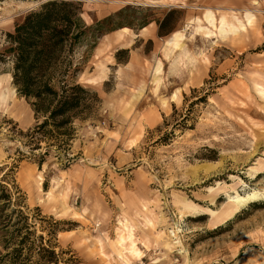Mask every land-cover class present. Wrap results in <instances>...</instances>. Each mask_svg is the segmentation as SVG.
<instances>
[{
	"label": "rangeland",
	"instance_id": "rangeland-1",
	"mask_svg": "<svg viewBox=\"0 0 264 264\" xmlns=\"http://www.w3.org/2000/svg\"><path fill=\"white\" fill-rule=\"evenodd\" d=\"M42 1L0 0V50ZM80 1L86 23L128 25L117 42L106 33L77 48L76 80L99 101L73 122L68 148L53 147L41 165L45 143L25 144L34 112L0 63V189L11 194L9 205L0 199V256L20 208L75 264H264V0ZM206 7L236 32L220 37L202 21ZM169 12L170 32L159 35ZM198 19L210 33L196 31ZM179 29L181 47L164 57L162 42ZM99 62L106 76L92 81ZM233 189L260 196L214 227L210 213Z\"/></svg>",
	"mask_w": 264,
	"mask_h": 264
},
{
	"label": "trees",
	"instance_id": "trees-1",
	"mask_svg": "<svg viewBox=\"0 0 264 264\" xmlns=\"http://www.w3.org/2000/svg\"><path fill=\"white\" fill-rule=\"evenodd\" d=\"M82 6L80 0L44 1L6 33V45L0 50V63L11 64L12 84L36 118L35 126L25 134V144L38 149L45 143V151L37 155L40 165L53 147L68 148L74 136L73 122L84 119L99 101L95 92L76 80L79 65L74 64L73 56L77 48L85 44L91 49L100 36L128 25L114 21V16L86 23ZM171 13L158 22L159 35L170 32L166 24ZM0 199L5 205L11 202L5 186H1ZM11 213L18 219L5 223L10 237L3 244L7 251L0 256L2 264H75L73 253L56 252L50 239L35 235L22 209H12ZM9 225L12 231H8Z\"/></svg>",
	"mask_w": 264,
	"mask_h": 264
},
{
	"label": "bare ground",
	"instance_id": "bare-ground-1",
	"mask_svg": "<svg viewBox=\"0 0 264 264\" xmlns=\"http://www.w3.org/2000/svg\"><path fill=\"white\" fill-rule=\"evenodd\" d=\"M244 17H245V20H246L247 23L251 22L252 15H251L250 12H246ZM202 21L207 22L210 25H215L216 24V29H217L218 34L220 35V37L225 36L228 32L234 33V32H236V29L238 28V24L236 25L232 21L226 20V17L223 14H221L219 16H216L215 13L212 12L211 10H205V12L203 13ZM196 23L199 25L198 27H196V31L199 30V31H201L202 33H205V34L210 33L209 31H203V26L200 25L201 22H200L199 19L196 20ZM125 32H126V28H120V29L114 31L113 41L117 42V41L121 40L123 38V35L125 34ZM183 36H184V30L183 29L175 30L174 32L171 33V35L168 38H166L162 42L161 49H162V54H163L164 57L170 55L176 48H180L181 47L180 43H181V40H182ZM98 51L99 50H97V52ZM181 56H186V53H183ZM178 59H179V56H177V58L172 61L171 66H170L171 69L176 66V63H177ZM159 63L160 62H158L157 66L155 67L156 70L159 68L158 67ZM97 68L98 69H97V72H96V76L91 78L92 81L102 80L106 76L108 68L105 67L104 63L102 64V63L99 62L97 64ZM155 79H156V77H155ZM259 196H260V193H258L256 191L247 193L246 195H241L237 191L234 190V195L233 196H229V197L227 196L228 201L226 203H224V205L222 206L221 209H219V210L216 209V211L212 210V212L210 213L212 224L214 225V227H216L218 225L221 226V224L224 221H226L227 219L231 218L239 210V208L241 206H243L244 204H246L249 201L257 199V197H259ZM194 212H195V210H194ZM174 224H175L176 230L179 231L178 224H177L176 220H175ZM124 228H126V227H124ZM183 252L185 253L186 256H188L189 252L187 251V249L185 247H183ZM132 253H134V252H132Z\"/></svg>",
	"mask_w": 264,
	"mask_h": 264
},
{
	"label": "crops",
	"instance_id": "crops-1",
	"mask_svg": "<svg viewBox=\"0 0 264 264\" xmlns=\"http://www.w3.org/2000/svg\"><path fill=\"white\" fill-rule=\"evenodd\" d=\"M207 8V10H211L212 12H214L215 13V15L216 16H219V15H221V14H224L225 16H226V20H228L229 21V19L227 18V14L226 13H219V12H217L216 10H214V9H212L211 7H206ZM252 15V17H253V14H251ZM111 34V35H110ZM107 37L109 36V38H113L112 36H114L112 33H108V35H106ZM111 36V37H110ZM125 36V35H124Z\"/></svg>",
	"mask_w": 264,
	"mask_h": 264
},
{
	"label": "water",
	"instance_id": "water-1",
	"mask_svg": "<svg viewBox=\"0 0 264 264\" xmlns=\"http://www.w3.org/2000/svg\"><path fill=\"white\" fill-rule=\"evenodd\" d=\"M44 1H46V0H43L42 3H43Z\"/></svg>",
	"mask_w": 264,
	"mask_h": 264
}]
</instances>
